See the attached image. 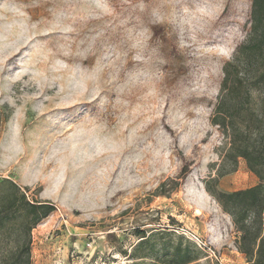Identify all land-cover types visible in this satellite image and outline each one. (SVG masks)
Listing matches in <instances>:
<instances>
[{"label": "rangeland", "instance_id": "obj_1", "mask_svg": "<svg viewBox=\"0 0 264 264\" xmlns=\"http://www.w3.org/2000/svg\"><path fill=\"white\" fill-rule=\"evenodd\" d=\"M250 5L0 0V181L55 206L31 264H247L207 189L258 183L241 159L218 177L230 166L210 122ZM6 237L0 264L19 244Z\"/></svg>", "mask_w": 264, "mask_h": 264}, {"label": "trees", "instance_id": "obj_2", "mask_svg": "<svg viewBox=\"0 0 264 264\" xmlns=\"http://www.w3.org/2000/svg\"><path fill=\"white\" fill-rule=\"evenodd\" d=\"M222 75L210 122L225 140L223 162L230 168L218 177L234 172L241 159L258 183L229 193L215 187L207 191L232 218L238 253L247 264H264V0H251L245 39L223 64ZM54 211L48 201H28L13 181H0V230L19 241L3 264H31V231ZM187 255L178 253L169 263L195 260Z\"/></svg>", "mask_w": 264, "mask_h": 264}]
</instances>
